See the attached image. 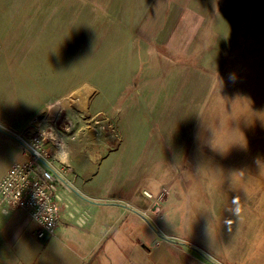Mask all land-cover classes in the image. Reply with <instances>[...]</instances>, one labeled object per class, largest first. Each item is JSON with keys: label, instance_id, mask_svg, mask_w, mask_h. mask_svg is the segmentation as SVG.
Here are the masks:
<instances>
[{"label": "crops", "instance_id": "crops-1", "mask_svg": "<svg viewBox=\"0 0 264 264\" xmlns=\"http://www.w3.org/2000/svg\"><path fill=\"white\" fill-rule=\"evenodd\" d=\"M252 3L253 0H116L112 12L116 14L118 31L113 30L112 37L110 35L102 41H92L89 35L95 29V23L89 18L88 5L78 11L75 4L64 14V23L60 17L48 26L49 30L39 35L40 44L53 43L41 52L50 50L55 53L53 57L38 54L39 44L33 59L39 62L54 59L55 63L52 66L45 63L47 68L28 74L33 79L37 77V84L43 92L50 90L52 85L62 91V76L72 74L96 76L100 79L96 84L100 87L98 91H108L111 85H115L113 90L118 95L124 94L118 98L116 115L109 116L114 100L107 98L105 104L104 101L101 103L105 106L100 129L66 137L59 148L66 155L60 156L65 168L64 178L57 185L61 214L54 235L39 239L35 234L36 224L28 213L0 210V264H143L144 257L152 254L154 246L162 240L167 249L173 251L175 248L185 256L189 254L194 258L189 252L196 250L201 254L209 253L199 247L191 250L182 243L189 240L188 232L185 238L177 239L171 230L175 223L178 226L187 222L183 211L184 200L191 199L190 189H195L196 194L209 196L207 191H214L219 185L226 188L224 181L178 183L173 192L157 189L156 196L137 182L160 166L161 171L164 167H171L177 178L179 175L186 177V172L201 170L194 162L195 155L200 158L201 137L197 133L185 132L182 127L178 128L176 135L169 132L172 115L177 117L176 112L181 110L182 116L189 114L190 117L197 107H202L200 119L204 124L209 100L214 97L230 62H233L230 66L232 73L242 69L243 64L248 68L250 63L252 67L253 62V69L258 68L264 73V25L256 27L252 19L256 11L264 18V10L261 4L254 5L253 9ZM2 4L0 20L8 14ZM28 6L29 3H25L12 12H23L25 17ZM102 10L103 19L108 21L107 13ZM100 26L104 31V24ZM68 27L71 30L66 33ZM81 28L80 38L86 50H79L74 42L79 36L75 33ZM9 33L13 35L15 32L5 31L0 25L4 43H11ZM96 44L102 53L95 59L102 60L104 56L102 62L95 65L99 66L100 72L81 71L77 62L79 55L96 52ZM2 57L5 59L7 54ZM112 58L115 60L113 73L107 67L108 64L112 66V62H107ZM61 60H69V67L67 63H57ZM71 68L76 72L72 73ZM191 74L195 76L193 82L189 81ZM132 76L135 77L133 84L129 83ZM174 78L175 82L170 83ZM25 81L30 83L31 78ZM22 88V99H27L23 93L34 91L29 85ZM223 88L227 91L225 100L221 101L219 110H215L213 120L216 118L221 124L224 117L225 123L232 124L231 117L219 112L224 106L234 109V87L226 85ZM2 93L5 92H0V107L9 111L6 121L21 124L23 132L27 133V129L33 126L41 128L53 117L45 113L43 120L40 118L46 105L36 108L21 105L11 113ZM174 104L180 110L169 108H174ZM158 112V123L165 128L156 127L153 131ZM27 116L34 117L25 121ZM247 132L250 136V128ZM216 170V167L211 170V176H215ZM146 191L150 196L144 193ZM233 196L237 194L231 193L230 197ZM231 218L238 222L237 215ZM228 224L231 226V220L224 218L223 232L219 236L213 235L216 249L220 253L222 250L226 256V262L216 259L217 263L264 264V232L249 231L248 228L238 230L236 224L226 230ZM236 258L240 263L233 262Z\"/></svg>", "mask_w": 264, "mask_h": 264}, {"label": "rangeland", "instance_id": "rangeland-1", "mask_svg": "<svg viewBox=\"0 0 264 264\" xmlns=\"http://www.w3.org/2000/svg\"><path fill=\"white\" fill-rule=\"evenodd\" d=\"M1 3H3L1 7H5V13L8 14L4 19L0 20V25L3 30L15 33L13 35L9 33L8 37L11 36L12 38L11 43H4L0 36V92H5L2 94L6 97V100L10 105L9 108L11 109V113L15 111V108H18L21 105H30L32 108L46 105L43 112L39 114L43 116L46 113L53 117L50 122L45 123L46 125H43L41 128H36L35 126L31 127L28 134L26 131H21V124L15 122L9 124L8 121H6L9 111H7V108L0 107V128L13 133L16 137V139L12 138L5 132L0 131V179L14 162H22L24 160L22 147L18 139L19 136H29L31 133L37 131V129L41 131L53 130L54 133H58L57 138L61 139L66 137H77L85 132H91V129L92 131H96L98 128L100 129V126L102 125L101 123L104 115L103 107L105 106L103 104H105L107 98L115 101L109 109V116L116 115L118 98L124 94L121 93V96L118 95L117 91L113 90L115 89V85H111V88L109 86L110 89L108 91H98L100 87H97L96 84L100 79L96 76L92 77L85 75L77 77L72 76V74L62 76V91L54 89L55 86L52 85L50 90L43 92V89L37 84V77L33 79V77L28 75L29 73H32L33 70L38 72V70L42 68H47L45 63L48 65H54V59L40 62L33 59L36 56L35 52L40 47L38 54L45 53L50 57L55 55V53L50 50L41 52L42 49L50 47L53 43L49 42L46 44L45 42H42L44 44H40V41L38 40L39 35L41 34L42 36L44 31L46 32L50 29H48V26L54 23V20L57 22L60 17L63 19L64 23L65 19L63 16L67 13L70 6L75 7V4H77L78 11H80L82 7L88 5L90 8L88 11L89 18L91 19V22L95 23V29H92L90 33L91 38H94L96 41H102L112 35L114 33L113 30L118 31V28H116V14L114 11L112 12L116 6V0H0V4ZM25 3H29L25 17H23V12H12L19 6H23ZM260 4L262 5V10H264V0H253L251 6H253L254 9V5ZM102 9L107 13L108 21L107 18L103 19ZM258 12L259 11L253 12L256 16L254 18L252 16L253 24L256 27L264 25V18L259 17ZM103 21L105 28L104 31L102 30V26H100L103 25ZM98 22L99 24L96 27ZM12 24L13 26H11ZM70 30L71 28L68 27L65 32L68 33ZM44 38L45 37L43 36V39ZM74 42L79 50H86V45L84 46L80 36L75 38ZM39 44L40 47H38ZM97 46L98 45L96 44L94 48L96 52L92 53L87 51L85 55H79L77 62H79L81 68L78 66V69H82L81 71L84 72H100L99 67L95 65L98 63L100 64L102 60L95 59V57L101 56L102 50L97 49ZM5 53L7 54V57L4 59L2 55ZM93 55L94 59L92 57ZM94 60L98 62H95ZM107 62H112V66L111 64H108L107 67L109 69L108 71L113 73L114 70L112 68L115 66V60L109 59ZM57 63H67L66 65H68V67L70 65L69 60L66 62L61 60L57 61ZM232 63L233 62H230L227 65L222 80L213 93L214 97L212 96V99L209 100L210 102L206 111L205 126L206 129L209 128V123H211L215 116V110H219L221 101L225 100L224 96L227 91L225 92V88L223 87L226 85L234 87L233 96L236 100L234 109L224 106L219 114L222 112L226 116L231 117L230 121H232V124H230L229 128H232L231 139L234 141L233 150L236 151V155L238 156V160H235V163L239 168L237 174L239 180L244 182L237 184L242 185L241 187L247 189L244 193L247 196L244 194L238 196L239 199L241 198L244 200H239L235 196L230 197L231 193L237 194L238 192L233 190L231 185L227 184L230 183V178L232 177L230 173L232 165L227 160L219 161V164L216 165L217 170L215 171V176H211L210 183H223L224 181L223 185H226V188L222 189L221 185H219L218 189L216 188L214 191H207L209 196H206L205 193L196 194L195 189H190L191 199L184 200L185 205L183 212L184 216H186L187 222L178 226V223H175V227L171 230L173 235L178 236L177 239L185 238V234L188 232L187 236L189 240L181 242L188 245L191 250H196V247H199L201 249L204 248L209 253L201 254L196 250L194 253H192L193 251L189 252L194 255V258L189 254L185 256L184 254H180L175 248L173 251H171L172 248L169 249L168 247L167 249L166 243L162 240L154 246L152 254H148L144 257L143 264L145 262H149L150 264H187L189 260V264H218L216 259L226 262L224 252L221 250L220 253L219 250L216 249V240L215 238L213 240L214 236H219V234L223 232L221 227L224 218L229 219V221L231 220V226L228 224L226 230L232 229L236 224L238 230L248 228L249 231L264 232V73L258 68L253 69L255 66L254 62L252 63V67L250 63H248V68L243 64L241 65L242 69L236 70L232 73ZM4 71L6 72L3 73ZM74 71L76 72L74 68H71V72L73 73ZM192 75L193 74L189 77V81L191 82L195 79V76ZM28 77L31 78L30 83L25 81ZM134 79L135 77L132 76L129 83L133 84ZM173 82H175V78L174 81H170V83ZM21 83H24L22 87L26 85L28 87L29 85L34 89V91L29 89L31 93H23V95L27 96V99L20 98L23 91ZM166 83L168 82L166 81ZM37 87L40 88L37 90ZM65 87H69L68 90H65ZM131 98H133V96ZM103 101L104 103L101 104ZM1 102L2 101H0V103ZM50 104H53V106L49 107L48 105ZM169 108L175 109V111L180 110V108L176 107V104H174V108L172 106ZM202 110V107H197L195 109V114L192 115V113H190V117L188 116L189 114L182 116L181 110L176 112L177 117L174 114L172 115V121L168 124V131L176 135L178 128L182 127L185 128V132L189 131V133L194 135L197 133V135L201 137L200 133L203 130V124L200 119V114ZM156 115L157 119H155V122L153 123V131L154 128L156 130V127H162V129L165 128L158 123L159 112ZM33 117L27 116L24 120H32ZM19 120L21 121L22 119ZM50 123H52V125H50ZM213 124H215L217 128L220 127L223 130L224 127L228 126L224 121V117L221 120V124L216 118L214 119ZM65 127H70V129L66 130ZM248 128L251 130L250 136L249 132H247ZM226 134H229V129L224 132V135ZM245 140L247 146L246 142H244ZM228 143V140L224 141L223 146ZM251 143L253 144V148L251 147ZM200 146L203 154H206V152L209 151L213 156L214 153L215 155H219L216 152L213 153L210 150L207 151V147L210 149V146H207L206 149H204L202 144H200ZM218 146L220 147L221 144ZM203 158H199L195 155L194 162L197 163L198 167H201V164H203ZM208 159H211V157H208ZM216 159L218 160L217 156ZM186 174L187 175L184 178H182V175H179L178 181L177 175H174L171 171V167H164V170L161 171L160 166L157 170L148 173L143 177L142 181L139 180L137 183H139L138 185L143 189L145 188L155 196L158 194L157 189H160V191L165 190V192H173L174 189L179 186L178 183H197L198 181L204 183V177L199 170L196 172H186ZM172 176H175L174 180L172 179ZM154 177H156L157 180H154ZM236 178V176L233 177L234 183ZM161 185L162 187H160ZM238 193L241 194L242 192ZM177 195L179 196V194ZM180 210H182V207H180ZM236 215L237 218H239L237 223L233 222V219L235 218H231V216L235 217ZM187 224L188 226L186 227ZM212 240L213 242L211 243ZM233 262L240 263L238 258L234 259Z\"/></svg>", "mask_w": 264, "mask_h": 264}, {"label": "built area", "instance_id": "built-area-1", "mask_svg": "<svg viewBox=\"0 0 264 264\" xmlns=\"http://www.w3.org/2000/svg\"><path fill=\"white\" fill-rule=\"evenodd\" d=\"M57 137L53 130L39 129L29 136H19L24 160L14 162L0 179V210L28 213L39 239L55 234L61 214L57 185L64 178L65 163L59 148L65 139ZM145 194L150 196L147 191Z\"/></svg>", "mask_w": 264, "mask_h": 264}, {"label": "trees", "instance_id": "trees-1", "mask_svg": "<svg viewBox=\"0 0 264 264\" xmlns=\"http://www.w3.org/2000/svg\"><path fill=\"white\" fill-rule=\"evenodd\" d=\"M206 118V117H205ZM214 123V120L211 121V123H209V128L206 129V120H205V123L203 124V130L201 131V141L200 144H203L204 146V149H206L207 146H210V149L209 147H207V151L210 150L211 152H216L217 154L219 155H215L214 153V156L212 154L208 152H206V154H203L202 153V150L200 149V158H203L204 156V161H203V164H201V170H199L202 174V176L204 177V183H210V179H211V170L216 167V165L219 164V161H223V160H227L228 162H230V164L232 165V168L230 169V173L232 175V177L230 178V183H234V179L233 177L236 176V181L235 183L236 184H230L231 187H233V189H235L236 191L238 192H242L241 194H239L237 192V198H239L238 196L239 195H243L246 190L245 188L241 187L242 185H238L237 183H244L243 181H240L239 180V177H238V171H239V168L237 166V164L235 163V160H238V156L236 155V151L233 150V140L229 138H232L231 137V131H232V128H229L230 124L229 123H226L228 124L227 127H224V130L220 127H216ZM229 129V134H226L224 135V132L228 131ZM30 131L29 129H27V132ZM29 134V132H28ZM255 134V133H254ZM257 135V134H255ZM246 139V138H244ZM228 140L229 143L227 145L224 144L223 146V143L224 141ZM222 141V142H221ZM248 141V140H247ZM242 142V140H241ZM246 142V140L244 141ZM221 144V146L219 147L218 145ZM242 145V143H241ZM246 146H247V142H246ZM251 147L253 148V144L251 143ZM217 148V149H216ZM226 148V149H224ZM235 149V148H234ZM224 150H225V153H224ZM216 156L218 158V160L216 159ZM208 157H211V159H208ZM264 172V171H263ZM197 183H200V181H198ZM246 183V182H245Z\"/></svg>", "mask_w": 264, "mask_h": 264}, {"label": "bare ground", "instance_id": "bare-ground-1", "mask_svg": "<svg viewBox=\"0 0 264 264\" xmlns=\"http://www.w3.org/2000/svg\"><path fill=\"white\" fill-rule=\"evenodd\" d=\"M82 31H83L82 28L79 29V30H77V32L75 33L76 36H77V35L80 36L81 33H82ZM55 32H56V31H55ZM72 35H73V34H72ZM89 35H90V34H89ZM90 36H91V35H90ZM72 37L74 38V36H72ZM80 37H81V36H80ZM111 37H112V35H111ZM114 38H115V36H114ZM58 39H59V38H58ZM91 40L93 41V40H95V39H94V38H93V39L91 38ZM108 40H109V39H108ZM108 40H107V41H108ZM113 40L115 41V39H113ZM60 41L62 42L63 40H60ZM71 41H72V40H71ZM111 41H112V39H111ZM114 41H113V42H114ZM56 42H57V41H56ZM63 42H64V41H63ZM69 42H70V41H69ZM62 44H63V43H62ZM73 44H74V42H73ZM106 44H107V43H106ZM110 44H111V43H110ZM107 45H108V44H107ZM58 46H59V45H58ZM84 46H85V45H84ZM113 46H114V44H113ZM85 47H86V46H85ZM104 47H105V46H104ZM105 48H106V47H105ZM88 49H90V47H89ZM80 54H81V53H80ZM83 54H84V52H83ZM83 54H82V56H83ZM104 55H105V53H104ZM99 57H100V56H99ZM95 58H96V57H95ZM103 58H104V56H103ZM103 58H102V60H103ZM93 59H94V57H93ZM97 59H99V58H97ZM112 59H113V58H112ZM112 59H111V60H112ZM94 61H95V60H94ZM95 62H98V61H95ZM95 62H94V63H95ZM104 62H105V61H104ZM116 64H117V63H116ZM102 65H103V64H102ZM98 67H99V66H98Z\"/></svg>", "mask_w": 264, "mask_h": 264}, {"label": "water", "instance_id": "water-1", "mask_svg": "<svg viewBox=\"0 0 264 264\" xmlns=\"http://www.w3.org/2000/svg\"><path fill=\"white\" fill-rule=\"evenodd\" d=\"M0 131H3V132H5L7 135H9V136H11L12 138H15V139H16V137H15V135H14L13 133L7 132L6 130H4V129H2V128H0Z\"/></svg>", "mask_w": 264, "mask_h": 264}, {"label": "clouds", "instance_id": "clouds-1", "mask_svg": "<svg viewBox=\"0 0 264 264\" xmlns=\"http://www.w3.org/2000/svg\"><path fill=\"white\" fill-rule=\"evenodd\" d=\"M61 155H66V154L62 152Z\"/></svg>", "mask_w": 264, "mask_h": 264}]
</instances>
